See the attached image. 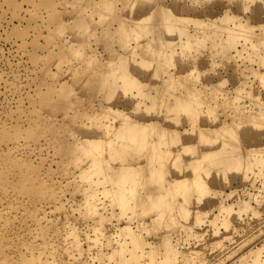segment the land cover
<instances>
[{"label":"rangeland","instance_id":"obj_1","mask_svg":"<svg viewBox=\"0 0 264 264\" xmlns=\"http://www.w3.org/2000/svg\"><path fill=\"white\" fill-rule=\"evenodd\" d=\"M133 3L0 0V264H264V0Z\"/></svg>","mask_w":264,"mask_h":264},{"label":"bare ground","instance_id":"obj_2","mask_svg":"<svg viewBox=\"0 0 264 264\" xmlns=\"http://www.w3.org/2000/svg\"><path fill=\"white\" fill-rule=\"evenodd\" d=\"M136 2H138V1H136ZM139 3V2H138ZM144 4H145V2H143ZM133 4H137V3H135V0H134V3ZM138 5V4H137ZM140 5H142V0H141V4ZM144 5H142V7H143ZM141 7V6H140ZM140 10V9H139ZM231 19V18H230ZM230 19H228V20H230ZM232 20H234V19H232ZM238 20V19H237ZM236 20V21H237ZM235 21V20H234ZM229 22H231V21H229ZM237 22H239V21H237ZM235 22H233V24H234ZM260 24V23H259ZM235 25H237V23L235 24ZM238 26V25H237ZM262 26V25H261ZM246 27V26H245ZM239 28V29H238ZM228 29V28H227ZM237 29L238 30H241V31H245V28L244 27H241V25H240V27H235L234 28V25H233V27L230 29L229 28V30H231V31H237ZM181 35H184V38L183 39H186V40H184L185 42H184V44H186V45H189L190 44V37H189V35L188 34H186V32H182V34ZM180 35V36H181ZM179 36V38H181ZM246 42V41H245ZM133 65H132V67L130 66V67H128V66H126V67H124V69H123V71H121L120 73H119V77L120 78H122V79H124V80H129V82H132V81H134V80H136L137 78H139V77H137V78H135V79H131L130 78V74H131V72H132V70H134L135 69V67H140L139 65H141V69H144L143 71H146L145 70V68L146 69H148V70H154L155 71V75H157V76H160V75H162L163 74V72L161 71V70H159V69H154V68H152V66L150 65V63L148 62V61H139V62H135V63H132ZM137 67V68H138ZM135 71V70H134ZM106 73V72H105ZM105 73H103V75L105 74ZM97 81V80H96ZM163 87V89L164 90H167V89H169V87L168 86H162ZM162 89V90H163ZM160 90H161V88H160ZM159 91V90H158ZM159 92H161V91H159ZM175 101H177V99L175 100ZM152 102H153V104H156V106H157V103H159V100L158 99H153L152 100ZM181 103H183V102H181ZM164 104L165 103H163V108H164ZM172 104H173V102H169V103H167V104H165V106H166V109H168L167 111L166 110H163V111H158V112H153V114L155 113V114H157V115H159L160 117H161V120H163V121H166V120H168V118L169 119H171L172 117H174V116H176V114L173 112L172 113V111H174V110H172L173 109V107H172ZM110 113V112H109ZM152 113V112H151ZM175 114V115H174ZM110 114H105V117H107V116H109ZM197 117H198V114H196L195 116H194V118L193 119H197ZM188 121H189V119H188ZM188 123V122H187ZM178 125V124H177ZM176 125V126H177ZM137 127V128H140V129H144V128H146V126L145 125H143V124H134L133 122L132 123H129V125H127V126H125V127H120L119 129H117L115 132H114V134L113 135H118V134H123V133H126L127 132V130H129L131 127ZM176 127H174V129H172V136L174 137V138H178V137H181L182 136V133L181 134H178V133H176V129H175ZM216 128V127H215ZM218 129V128H217ZM164 129H159L158 131H159V133L160 134H163L164 133V131H163ZM206 131V130H205ZM222 132H223V130H221ZM220 131V129H219V132H221ZM218 132V131H217ZM216 132V133H217ZM225 132V131H224ZM189 133V132H188ZM188 133H186V134H188ZM215 133V132H214ZM185 134V135H186ZM192 137H193V135H191ZM196 136V141H197V143L200 145V141L198 140V135L196 134L195 135ZM128 138H130V137H128ZM125 141H127V139L125 138ZM191 146V148H194V150H196V143L195 144H193V145H190ZM141 147H144V144L143 143H141L140 144V148ZM217 148V147H216ZM188 149H189V147H188ZM159 149H153V151L155 152V151H158ZM223 150V146H220L219 145V147L217 148V150L215 151H213L212 150V152L211 151H208L207 153H202L201 154V158H203V159H201L202 161H204V159L205 158H209L211 161L209 162V160L206 162L205 161V163H208V165H212V163H215L214 161V155L217 153V152H219V151H222ZM196 154V153H195ZM199 155H200V153H199ZM142 157L143 158H146L147 156H143L142 155ZM200 157H199V159H200ZM198 158V157H197ZM194 159H196V158H194ZM153 160H158V158L156 157V156H154L153 157ZM200 161V160H199ZM202 161H200V164H201V162ZM197 162L198 161H195V163L197 164ZM222 163H224V164H226V162L225 161H221ZM258 162H260V161H258ZM255 163H257V162H255ZM261 163V162H260ZM192 164V166L191 167H193L194 165V162H192L191 163ZM198 165V164H197ZM207 165V166H208ZM146 167V166H145ZM209 167V166H208ZM194 168H195V166H194ZM202 167H201V165H200V169H201ZM203 168H204V164H203ZM210 168V167H209ZM150 169L151 170H154V168L151 166L150 167ZM191 169H193V168H191ZM196 169H198V166H197V168ZM199 169V170H200ZM211 169V168H210ZM194 171H195V169H194ZM202 171V170H201ZM200 171V172H201ZM195 172H197V170L195 171ZM199 173V172H198ZM215 173H217V171H215ZM135 173H133V172H131V175H134ZM201 183V182H200ZM114 184V183H113ZM106 190V189H105ZM105 190H103V191H105ZM107 191V190H106ZM110 191H107V192H105L106 194L107 193H109ZM111 193V192H110ZM116 196H114L113 197V199H114V201L118 204V202L120 201V202H122V200L120 199L123 195H125V190H119L116 194H115ZM229 195V194H228ZM93 197V196H92ZM120 199V200H119ZM169 206V205H168ZM221 207L223 208V205H221ZM228 208H229V210H228ZM224 209V208H223ZM228 211H230V207H227L226 208ZM157 217V216H156ZM160 217V216H159ZM125 232H126V229H125ZM122 233V232H121ZM133 245H134V247H137V246H139V244H138V241H136V239H135V241L133 242ZM133 257H135V256H133ZM254 264H256V262L254 263Z\"/></svg>","mask_w":264,"mask_h":264}]
</instances>
